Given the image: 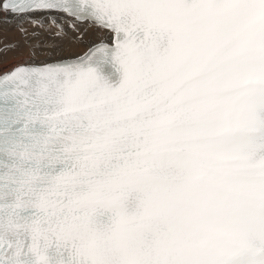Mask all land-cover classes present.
I'll list each match as a JSON object with an SVG mask.
<instances>
[{
	"label": "snow or ice",
	"instance_id": "obj_1",
	"mask_svg": "<svg viewBox=\"0 0 264 264\" xmlns=\"http://www.w3.org/2000/svg\"><path fill=\"white\" fill-rule=\"evenodd\" d=\"M0 64V264H264V0H0Z\"/></svg>",
	"mask_w": 264,
	"mask_h": 264
},
{
	"label": "bare ground",
	"instance_id": "obj_2",
	"mask_svg": "<svg viewBox=\"0 0 264 264\" xmlns=\"http://www.w3.org/2000/svg\"><path fill=\"white\" fill-rule=\"evenodd\" d=\"M3 35L7 36L8 39H11V38H13V36H14L15 34L12 33V32H8V33H3ZM89 36H92V37L95 36L94 31L91 30V29H89ZM81 47H82V46L74 47V48H72L71 50H73V51H79V50H81ZM4 62H6V63H8V64L14 62V55H13L12 53H8L7 56L5 57ZM0 66H2V64H0Z\"/></svg>",
	"mask_w": 264,
	"mask_h": 264
}]
</instances>
